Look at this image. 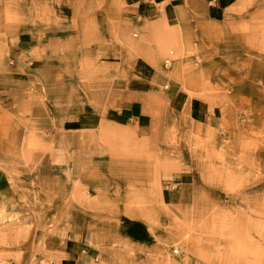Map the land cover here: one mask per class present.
Segmentation results:
<instances>
[{
	"label": "rangeland",
	"instance_id": "1",
	"mask_svg": "<svg viewBox=\"0 0 264 264\" xmlns=\"http://www.w3.org/2000/svg\"><path fill=\"white\" fill-rule=\"evenodd\" d=\"M1 2L5 25L0 26V55L11 53L9 65L15 63L11 48L25 26H67L65 48L56 45L47 51L41 45L21 53L19 69L35 76L20 89L22 105L10 109L0 102V168L13 185L0 195V264H51L45 236L65 237L74 224L95 236L90 241L102 255L92 264H264V0H242L233 17L206 21L209 28L203 34L173 26L203 25L201 17L186 21L184 14L171 24L162 17L146 20V28L139 30L122 13L123 0ZM64 2L62 21L55 7ZM141 59L160 81L156 85L161 92L145 110L151 130L147 135L122 128L98 132V153L115 147L110 149L120 161L116 181L122 189L102 181L105 189L97 192L104 197L86 209L89 199L96 200L86 185L71 184L64 192L49 180V165L73 164L75 154L68 140L67 145L62 138L57 141L58 127L44 126L38 121L42 115H33L31 109L45 108L48 100L57 108L65 103L58 100L64 93L66 104L83 96L89 99L96 88L107 91L111 100L122 79L136 76ZM42 71H49L50 77L41 78ZM172 85L218 110L223 116L220 129L193 135L185 124L176 126L178 112L169 117L167 111ZM179 112L189 116L184 105ZM125 145L129 149H123ZM89 147L83 142L75 159L85 171L95 153ZM183 155L193 157V179L183 185L178 204L166 205L157 194L160 181L167 172L181 169L178 159ZM130 158L146 163L144 196L121 182L120 170L129 165L121 162ZM75 208L84 212L77 223L70 221ZM131 208L144 210L151 239L143 245L120 231L127 225L121 223V213Z\"/></svg>",
	"mask_w": 264,
	"mask_h": 264
},
{
	"label": "crops",
	"instance_id": "2",
	"mask_svg": "<svg viewBox=\"0 0 264 264\" xmlns=\"http://www.w3.org/2000/svg\"><path fill=\"white\" fill-rule=\"evenodd\" d=\"M122 3L126 4V8H124L122 13L126 14L132 25H137L139 30L146 28V25H148L146 20L157 22L162 17L171 24V20H174L179 14H184L186 21L190 20L189 16L191 18H194L193 16L201 17L203 25L173 26L185 30L189 29L190 31H195V33L200 30L202 33L207 30L206 28H209V25H205L206 21L213 23L226 21L228 17H233L237 12H240L242 0H123ZM167 6H170V12L167 11ZM65 7V2L63 5L59 4L55 7L56 16L62 21L65 18ZM3 12H5V8L0 0V14ZM96 13L95 19L97 21H95L99 23L98 11ZM109 14H113V11L111 10ZM1 25L5 24L0 18ZM29 25L25 26L26 30L18 35L19 43H16L11 48V50L16 52L13 55L15 57L14 65H9L8 63L11 57L10 52L6 55H0V102L7 104L10 109L22 105L19 102V98H21L20 89L29 84L30 78L35 77L32 73L33 71L26 74L25 71L19 69L21 68L19 64L22 63L19 61L21 53L24 51L30 53L34 49L33 46L41 45L47 46V51L54 49L56 45L65 48L63 42L65 40L66 23L61 22L57 23V25L44 24L41 26ZM100 25H104L103 22ZM42 29L44 30L43 38H41V34L39 35ZM39 38L42 41H37ZM18 44L22 47L18 48ZM60 44L63 45L61 46ZM138 61L141 64L135 70L136 76L133 75L131 79L129 77L126 82L122 79L121 84H118L111 91V100L108 98L107 91L96 88L89 92V99L87 96H83L79 100L75 99L74 102L66 104V95L64 93L61 96L58 95V100H63L65 103H61V106L59 105L57 108L53 107V104H49L50 100H48L45 108L33 107L31 109L33 115H42L41 118H38L41 124L58 127L57 141L60 142L62 138L64 144L67 145L65 140H68V146L72 148V152L75 154L73 164L69 161L68 166L64 165V163L61 165H49V180L57 182L58 190H63L64 192L68 191L71 184L75 186L78 184L86 185L90 197H96V200L89 199L87 201L86 209L91 210L90 207L98 206L99 199L104 197L102 192H97V189H102L106 185L104 183L99 184L102 181H105L107 185L113 181L112 186L115 190L122 189L120 182L116 181L119 178L117 164L120 161L117 160L118 157L114 149H110V147H115L110 146L107 154L98 153V132L109 130L111 133L115 128H122L127 132L133 130L137 131L138 134L147 135L148 130H151L152 119L145 110L151 107L154 94L161 92L157 88L160 81L159 77H155L151 70L147 68V64L143 59ZM45 77H50L49 71H42L41 78ZM36 78H39V76H36ZM169 92L173 97L167 96L169 109L166 110L169 111V117L178 112V123L176 126L179 127L185 124L193 135H203L205 131L220 129L223 123V116L215 108L211 109V106L206 101L197 97L189 99L185 91L179 88L174 89L173 85ZM60 93L61 91H58V94ZM183 105L187 108L189 114L187 117L179 112L182 110ZM216 137L219 138V135L217 134ZM85 141L89 142L91 150H95V153L91 155L90 167L86 171L75 160L76 157L81 156L79 153ZM125 148L129 149L128 145H125L123 149ZM106 161L108 164L105 166ZM125 162L129 165L127 168L120 170L122 175L121 182L131 187V192L137 189L140 192L138 197L144 196L147 188L146 182L149 180L145 175L146 163L141 162L140 159L131 158L127 161L122 160L121 163ZM178 164L181 169L177 168L174 171L167 172L164 182L160 181L161 189L158 190L157 194L159 200L166 205L178 204L180 190H183V185H187V181L190 178L193 179L190 176L194 174L193 166L195 162L193 157L191 155L187 157L183 155L178 159ZM184 167H190L191 170H184ZM10 180L8 174L0 168V195L8 194L10 187H13ZM53 188L56 190L55 187ZM93 191L97 193L94 194ZM119 196H121L120 193ZM132 196L134 195H128L129 198ZM112 199L114 202L116 198L113 197ZM123 202H119V205L123 204ZM82 213L84 212L81 208H75L73 218L70 221L80 222ZM121 215L119 218L121 223L127 222V225H121L120 231L124 232L134 243L143 245L147 240L151 239L144 222L145 220L142 217L144 215L143 209L131 208L130 212H122ZM92 237H95L92 232L88 235L81 230L80 225L74 224V229L68 232L65 237H60L56 233L47 234L44 239L45 252L52 258L50 259L51 264H92L93 261L99 260L102 255L99 247L90 241Z\"/></svg>",
	"mask_w": 264,
	"mask_h": 264
}]
</instances>
